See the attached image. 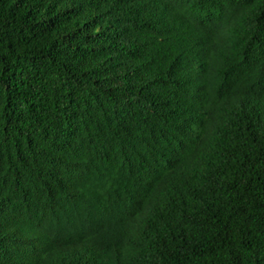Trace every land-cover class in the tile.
Returning <instances> with one entry per match:
<instances>
[{
  "label": "trees",
  "instance_id": "1",
  "mask_svg": "<svg viewBox=\"0 0 264 264\" xmlns=\"http://www.w3.org/2000/svg\"><path fill=\"white\" fill-rule=\"evenodd\" d=\"M0 264H264V0H0Z\"/></svg>",
  "mask_w": 264,
  "mask_h": 264
}]
</instances>
